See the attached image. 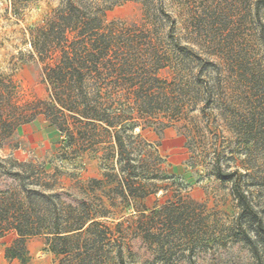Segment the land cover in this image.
<instances>
[{
    "label": "trees",
    "instance_id": "16d2710c",
    "mask_svg": "<svg viewBox=\"0 0 264 264\" xmlns=\"http://www.w3.org/2000/svg\"><path fill=\"white\" fill-rule=\"evenodd\" d=\"M28 1L11 0L13 12ZM116 4L60 0L43 24L29 29L31 50L47 62L42 69L45 98L18 103L15 88L0 94V127L5 129L0 144L19 125L42 120L63 135V155L100 152L104 169L103 179L79 183L76 196L55 188L52 174L42 165L0 161V237L15 233L5 256L17 264H32L27 240L34 236L46 239L57 264H127L136 256L135 239L142 242L139 262L154 264L148 260L149 237L162 245L169 228L167 219L156 228L152 216L183 218L187 227L198 207L176 195L157 210L145 205L161 189L156 181L162 178L164 156L142 131H161L192 120L198 102L223 106L219 114L225 127L241 135L261 132L264 144L263 59L253 58L249 68L242 58H226L235 75L231 82H238L230 86L215 60L180 42L173 20L161 29L163 17L169 18L162 6L157 8L158 20L126 24L106 20L107 10ZM165 70L169 78L161 76ZM209 72L221 76L213 86L204 80ZM243 81L250 83L254 96L259 95L245 108L236 95ZM180 127L188 144L194 124ZM210 167L216 178L230 183L239 240L258 257V247L264 248V221L248 188L251 172L222 166L220 158ZM108 184L112 186L104 191ZM119 206L132 209L130 215L119 220Z\"/></svg>",
    "mask_w": 264,
    "mask_h": 264
},
{
    "label": "rangeland",
    "instance_id": "374dc122",
    "mask_svg": "<svg viewBox=\"0 0 264 264\" xmlns=\"http://www.w3.org/2000/svg\"><path fill=\"white\" fill-rule=\"evenodd\" d=\"M106 1H117L116 5L107 10L106 20L126 24L158 20L161 15L157 8L162 6L169 18L163 17L164 21L159 24L161 29L170 26L173 20L174 34L180 42L215 60L230 86H236L238 82H231L235 75L226 58H242L249 68L253 66L250 63L253 58L264 60V0ZM59 4L60 0H29L14 13L11 0H0L1 95L7 89L15 88L18 103L45 98L42 69L47 62L40 61L31 50L29 29L43 24ZM161 76L169 78L170 72L162 71ZM218 77L221 78L217 73L209 72L205 73L204 80L213 86ZM239 86L242 89L236 94L237 102L240 101L244 108L249 107L259 95H253L247 81L239 83ZM213 88L210 89L215 91ZM195 106L190 114L195 116L192 120L180 121L161 131L149 128L142 131L145 139L154 140L158 144L157 148L164 156L162 178L156 181L161 189L150 195L144 201L145 205L157 210L170 202L168 200H171V195H176L174 198L183 196L185 201H191L198 207L196 215L188 218L187 227L181 223L183 218L152 216L156 228L161 219H167L166 226L169 229L163 233L162 245L156 237H149L151 251L148 260L154 264H256L255 260H264V248L258 247L256 257L239 240L238 209L230 193V183L216 178L210 166L212 160L220 158L222 166L230 169L238 167L242 173L251 172L247 181L248 188L253 192L264 221L262 133L252 131L241 135L229 130L220 118L223 106H209L200 102ZM186 122L188 126L194 124V135L188 144H185L186 138L180 127ZM3 128L0 127L1 135L5 131ZM63 139V135L47 128L42 120L21 124L0 144V161L12 159L20 163L42 165L52 174L55 188L78 196L79 183H86L90 178L103 179L100 152H83L75 157L63 155ZM110 186L103 185L102 189L106 191ZM131 210L119 206L116 216H121V220L130 215ZM136 216L134 219H137ZM151 231L158 233L155 228ZM14 238V232L0 237V264H17L16 260L5 256V249ZM141 245L142 242L135 239L136 256L132 260L128 259L127 264H142L139 262L142 256ZM27 247L32 264L58 263L43 236L29 238Z\"/></svg>",
    "mask_w": 264,
    "mask_h": 264
}]
</instances>
